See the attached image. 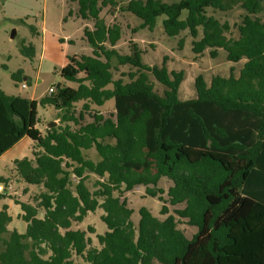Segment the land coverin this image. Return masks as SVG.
<instances>
[{
    "label": "trees",
    "instance_id": "16d2710c",
    "mask_svg": "<svg viewBox=\"0 0 264 264\" xmlns=\"http://www.w3.org/2000/svg\"><path fill=\"white\" fill-rule=\"evenodd\" d=\"M76 2V16L94 20L84 29L92 54L69 55L61 69L77 87L58 84L38 100L0 88V157L29 137L32 155L13 161L15 176L40 187L32 202L17 201L25 232L9 229L8 205L0 211V264H264V0ZM105 7L140 28L161 23L180 47L187 36L196 56L223 50L240 69L198 74L196 95L183 99L186 71L170 70L167 57L146 63L136 42L122 53L123 27L106 22ZM22 52L35 56L33 45ZM109 100L114 113L94 108ZM39 106L59 124L39 129ZM138 185L163 203V219L143 206L135 224L126 193ZM99 207L108 230L94 245L74 226ZM180 220L197 232L188 237Z\"/></svg>",
    "mask_w": 264,
    "mask_h": 264
},
{
    "label": "rangeland",
    "instance_id": "374dc122",
    "mask_svg": "<svg viewBox=\"0 0 264 264\" xmlns=\"http://www.w3.org/2000/svg\"><path fill=\"white\" fill-rule=\"evenodd\" d=\"M70 11L73 12L72 15ZM76 14V0H0V88L8 94L40 99L49 94L50 87H56L58 84L77 87L76 83L61 75V69L67 64L69 55L92 54L93 47L84 38V29L94 28V20H84ZM101 16L108 24L119 22L122 25L123 38L117 46L122 53H129L131 43L136 42L145 50L143 59L146 63L161 65L167 57L166 62L170 70L186 71L187 76L181 86L183 99L196 95L195 77L198 74L203 73L210 79L213 74L227 75L232 68L238 73L240 69L241 64L229 61L223 50L219 51L215 58L211 57L208 51L204 55L196 56L191 48V39L187 36L184 37V45L180 47L181 37L167 36L161 23H158L153 30L140 28V19L118 10L112 12L110 7H105ZM134 28L136 31H133ZM13 31H16L14 37H12ZM24 44L34 46L33 58L22 52ZM122 69L128 70V67L124 66ZM14 72L21 74L18 82L12 78ZM23 84L26 86L23 87ZM156 88L159 92L163 90V87L157 83ZM81 106L82 103H78L76 110L79 111ZM94 108L105 115L114 113V100L107 101L102 107L94 106ZM38 111L40 118L38 127L42 131H46L52 121H56V125L59 124L53 108L39 106ZM91 119L87 115L86 121ZM27 141L28 138L0 159V176L10 174L9 170L13 166L9 159L11 153L20 151L17 155L19 158L31 155ZM92 154H95V150ZM95 179L96 176L92 175L89 180L90 186ZM172 184L170 179L164 177L159 186L167 190ZM9 187L7 194L0 193V211L4 205L9 204L8 210L13 217L9 229L25 232L27 223L19 218L22 209L17 201L32 202L33 196L40 191V187L17 180H13ZM126 197L129 206L135 210L132 216L135 224L140 219L139 210L143 206L148 207L155 216L161 219L165 217L160 213L163 203L157 197L147 195L144 185L136 186L133 191L126 193ZM183 206V204L170 206V209L173 212L176 207ZM42 214L43 210L40 212V215ZM103 214V208L99 207L95 212H90L83 222L74 226L87 230L94 245L98 244L97 235L104 234L108 230L107 224L101 218ZM178 226L188 237L198 230L195 226H189L185 220H180ZM89 227H93L94 232H91Z\"/></svg>",
    "mask_w": 264,
    "mask_h": 264
},
{
    "label": "crops",
    "instance_id": "0c3cea01",
    "mask_svg": "<svg viewBox=\"0 0 264 264\" xmlns=\"http://www.w3.org/2000/svg\"><path fill=\"white\" fill-rule=\"evenodd\" d=\"M30 99H37L36 97H32V98H30ZM38 100V99H37ZM26 138H28L29 139V141H27V144L29 145V150H30V154L32 155V150H33V141L29 138V137H24V138H22L19 142H17L14 146H12L9 150H7L1 157H0V159L1 158H3L5 155H7V154H9L10 152H12V150L14 149V148H16V146L20 143V142H22V141H24ZM20 153V151H17V152H15V153H11V156L9 157V159L12 161V164H13V161L15 160V159H17V155ZM30 155V156H31ZM19 158V157H18ZM9 172H10V174L8 175V176H4V175H1L0 177H9V179H10V181H9V183H8V186H6V189L7 190H9L10 189V187H9V185L12 183V181L13 180H17V181H19L17 178H16V176H15V171H14V164H13V166H12V168L9 170ZM133 191V190H132ZM8 192V191H7ZM7 194V193H6ZM9 205V204H8ZM10 206V205H9ZM9 211V210H8ZM22 213V212H21ZM20 213V214H21ZM20 214H19V216H20ZM43 215V214H42Z\"/></svg>",
    "mask_w": 264,
    "mask_h": 264
},
{
    "label": "built area",
    "instance_id": "2783aa9c",
    "mask_svg": "<svg viewBox=\"0 0 264 264\" xmlns=\"http://www.w3.org/2000/svg\"><path fill=\"white\" fill-rule=\"evenodd\" d=\"M26 85L25 84H23V87H25ZM55 90H56V88L53 86V87H50V89H49V93H53V92H55ZM7 189H6V186H4V184L3 183H0V193H4V194H6L7 193Z\"/></svg>",
    "mask_w": 264,
    "mask_h": 264
},
{
    "label": "water",
    "instance_id": "95a60500",
    "mask_svg": "<svg viewBox=\"0 0 264 264\" xmlns=\"http://www.w3.org/2000/svg\"><path fill=\"white\" fill-rule=\"evenodd\" d=\"M15 34H16V31H13V33H12V37H14ZM56 124H57L56 121H52V122L49 124V126H55Z\"/></svg>",
    "mask_w": 264,
    "mask_h": 264
}]
</instances>
